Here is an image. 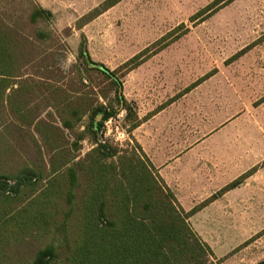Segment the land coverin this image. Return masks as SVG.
Wrapping results in <instances>:
<instances>
[{
  "label": "rangeland",
  "instance_id": "1",
  "mask_svg": "<svg viewBox=\"0 0 264 264\" xmlns=\"http://www.w3.org/2000/svg\"><path fill=\"white\" fill-rule=\"evenodd\" d=\"M115 1L0 0V28L14 34L10 71L20 75L0 85V217L12 214L2 227L0 264H30L49 246L52 264H72L86 185L80 169L74 184L62 175L96 145L91 132L76 140L63 129L60 88L68 97L80 88L118 109L97 134L110 147L144 151L156 170L144 145L160 163L168 150H184L176 183L210 185L213 200L232 196L226 209L243 226L227 256L245 250L247 263L264 264V0ZM36 6L48 21L31 22ZM135 119L140 125L130 131ZM88 122L85 116L78 131ZM50 126L69 141L64 155L44 140ZM48 193L39 208L36 200ZM219 229L209 236L220 237ZM207 258L222 264L214 251Z\"/></svg>",
  "mask_w": 264,
  "mask_h": 264
},
{
  "label": "trees",
  "instance_id": "2",
  "mask_svg": "<svg viewBox=\"0 0 264 264\" xmlns=\"http://www.w3.org/2000/svg\"><path fill=\"white\" fill-rule=\"evenodd\" d=\"M30 19L32 23L48 21L50 15L42 7L36 6ZM2 29L0 28V85L5 84L7 77L20 76L10 71L13 70L10 51L14 48V34ZM42 33L40 38L47 39V31ZM138 58L136 56L134 60ZM111 83L121 87L119 79H112ZM58 91L65 94V97L61 94L56 107L63 129L74 134L76 140L84 139L85 134L91 132L96 145L85 158L69 166L65 176L62 175L74 184L77 180L76 169H80L84 172L86 185L77 205L81 232L71 254V263L217 264L208 260V254H213L212 249L188 223L192 214L216 197L212 196L186 212L144 151L141 155L120 152L118 148L110 147L98 139L99 128L113 118L118 109L111 103H99L97 95L92 98L80 88L72 90L75 92L74 97H68L65 88ZM117 100L120 105L125 102L121 93H117ZM124 108L129 115L131 112ZM85 116L89 119L85 131H78ZM139 125L140 122L135 119L130 131ZM53 128L50 126L46 135L44 134V140L52 152L64 155L69 141L66 144L65 141L62 142L61 136L65 139L62 132L60 136L56 133L60 129L54 132ZM140 149L142 150L141 147ZM71 161L62 162V167ZM54 167L52 161V169ZM58 170L53 169V172ZM234 186L235 183H232L221 191L226 192ZM48 197L49 193L36 200L39 208L47 205L44 203ZM25 210L18 213L17 221L21 219L22 212L27 213ZM11 217L12 214L0 217V236L5 221L8 222ZM55 256L54 248L49 246L39 250L30 264H52Z\"/></svg>",
  "mask_w": 264,
  "mask_h": 264
},
{
  "label": "crops",
  "instance_id": "3",
  "mask_svg": "<svg viewBox=\"0 0 264 264\" xmlns=\"http://www.w3.org/2000/svg\"><path fill=\"white\" fill-rule=\"evenodd\" d=\"M144 148L148 155L152 157L153 163L160 168L157 169L158 173L172 190L184 210L190 212L192 209L214 196L209 191H214V189H211L210 185L176 183L177 180L182 179L185 174L184 171L179 169L180 162L182 158L185 157L186 152L184 153V150H168L166 152L168 157L164 158L166 160L160 163L157 161V157L152 155L153 153L151 152H153L152 150L154 148L151 147V145H144ZM202 192H206L207 195L201 197ZM231 197V195L225 194L216 200H211L197 210L195 214L191 215L192 217L190 216V219L192 220L196 232L204 239L203 241L216 253L218 259L222 258V264H250L246 261L249 256L245 250L227 256L229 252L235 248L236 239L233 235V231L243 226L240 221L233 223L234 220H232V216H230V210L226 209L225 200ZM220 218H222V221ZM215 227L217 229L220 228L218 230L219 232L221 230V236L217 239L209 236L211 231H214L213 229H215ZM231 237L233 239H230ZM234 239L235 241L232 242Z\"/></svg>",
  "mask_w": 264,
  "mask_h": 264
}]
</instances>
